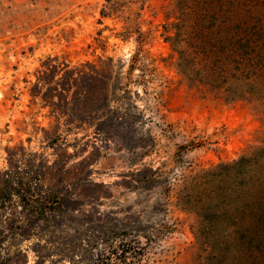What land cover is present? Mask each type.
<instances>
[{
    "label": "rangeland",
    "instance_id": "rangeland-1",
    "mask_svg": "<svg viewBox=\"0 0 264 264\" xmlns=\"http://www.w3.org/2000/svg\"><path fill=\"white\" fill-rule=\"evenodd\" d=\"M174 3L0 0V264L114 233L136 238L131 264L263 262L261 246L208 245L188 202L196 175L264 148V82L180 65ZM55 193L57 221L28 222Z\"/></svg>",
    "mask_w": 264,
    "mask_h": 264
},
{
    "label": "trees",
    "instance_id": "trees-1",
    "mask_svg": "<svg viewBox=\"0 0 264 264\" xmlns=\"http://www.w3.org/2000/svg\"><path fill=\"white\" fill-rule=\"evenodd\" d=\"M172 13L178 31L174 40L185 47L180 65L199 66L207 77L214 76L216 70L235 82H264V0H175ZM111 95L106 85L104 100L108 102ZM10 181L8 177L3 182L9 194L16 192L26 209L33 205L24 191L10 187ZM193 181L201 196L188 203L194 202L195 214L208 231L204 236L208 245L219 237L221 244L264 248V148L251 157L196 175ZM56 195L51 202L40 199L37 207L28 210L26 220L56 222L58 217L54 218L50 209H60L65 200L63 194ZM117 235L103 239L107 249L98 244L88 249H78L75 244L53 248L51 252L58 251L60 260L51 263L131 264L141 251L138 242L136 238L117 242ZM126 235L124 232L121 237ZM37 248H42L41 242ZM260 253L264 264V251ZM36 254L45 264L49 255L39 250Z\"/></svg>",
    "mask_w": 264,
    "mask_h": 264
}]
</instances>
